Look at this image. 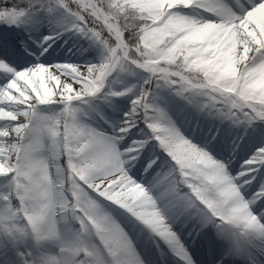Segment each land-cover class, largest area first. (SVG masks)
<instances>
[{
	"label": "snow or ice",
	"instance_id": "obj_1",
	"mask_svg": "<svg viewBox=\"0 0 264 264\" xmlns=\"http://www.w3.org/2000/svg\"><path fill=\"white\" fill-rule=\"evenodd\" d=\"M0 264H264V0H0Z\"/></svg>",
	"mask_w": 264,
	"mask_h": 264
}]
</instances>
